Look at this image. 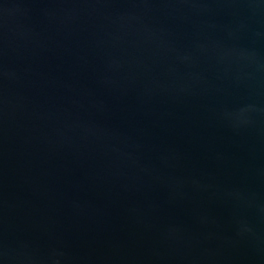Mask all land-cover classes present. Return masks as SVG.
<instances>
[{"label":"water","instance_id":"water-1","mask_svg":"<svg viewBox=\"0 0 264 264\" xmlns=\"http://www.w3.org/2000/svg\"><path fill=\"white\" fill-rule=\"evenodd\" d=\"M0 264H264V0H0Z\"/></svg>","mask_w":264,"mask_h":264}]
</instances>
